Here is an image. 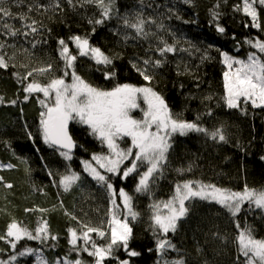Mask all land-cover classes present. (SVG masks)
I'll list each match as a JSON object with an SVG mask.
<instances>
[{
    "label": "trees",
    "instance_id": "trees-1",
    "mask_svg": "<svg viewBox=\"0 0 264 264\" xmlns=\"http://www.w3.org/2000/svg\"><path fill=\"white\" fill-rule=\"evenodd\" d=\"M30 3L47 5L50 0H23L19 7L10 0L11 10L27 12ZM59 3L61 7L55 10L40 8L29 13L32 19L41 22L37 25L39 34L27 37L0 34V43L5 45L0 54L9 63L6 70L0 69V96L4 97V103L0 104V163L14 165L0 169L3 181L13 185L7 188L0 183V235L6 233L7 225L13 220L29 230H34L38 221L46 220L50 234L57 239H49L45 244L21 240L17 251L24 247L36 248L52 264L57 259H81L85 264H94V258L87 253L77 255L72 251L68 230L79 231L78 221H82L97 227L104 222V230L110 231L106 223L111 206L109 194L87 175L81 163L91 160L94 153H106L107 148L90 134L86 125L75 121L69 123L76 145L71 160H65L59 151L44 144L39 125L42 108L38 103V98L43 96L34 93L25 101L23 85L14 75L22 76L51 64L50 72L34 73L29 80L35 78L46 84L52 77L63 76L64 62L59 55L58 41L64 39L71 54L78 56L76 73L86 82L104 90L124 83L151 86L180 119L196 122L209 130L222 128L224 131L227 143L195 132L173 135L168 162L162 175L157 174L150 194L135 192L136 174L127 179L111 176L117 192L123 188L133 196L134 210L139 215L136 220L129 219L133 230L129 249L140 254L129 257L121 247L114 253L116 259L108 258L105 264H120L121 260H128L129 264H159L149 205L169 198L176 183L194 180L232 190H243L245 185L264 189V108L242 104V112L226 106L223 99L226 69L221 56V52H226L234 58L246 59L249 53L257 51L245 40L264 41V8L256 5L261 24L258 29L251 26V18L243 13L242 0H112L110 18L103 24L89 22L101 19L100 8L95 4L81 6L82 0H73L74 7L67 0ZM237 5L241 6L240 11L235 10ZM213 13L219 15L214 19ZM137 16L146 21L147 36L137 35L134 29L124 25L126 18L135 22ZM9 23L21 27L19 20H9ZM217 26L224 27L225 32H218ZM3 31L0 29V33ZM75 35L88 37L92 46L113 58L109 69L115 71L114 79L104 78V71L109 69L78 55L69 39ZM161 40L174 45L177 51L161 58L157 52L162 46ZM148 58L166 60L162 67L148 66L153 74L151 82L145 81L133 67L135 64L144 68L143 60ZM65 79L69 82L71 76ZM13 100L15 104L11 103ZM132 115L142 117L141 111ZM128 143L125 138L121 146ZM178 169L185 171L181 174ZM70 172L78 173L81 180L65 192L58 181L61 175ZM186 203L189 207L186 217L178 222L175 233L168 234L178 251L169 250L166 259L183 258L185 264H237L236 222L242 227L250 225L258 238H264V211L250 209L245 204L234 220L215 203L199 199ZM91 235L99 245L108 242V237L100 239L95 233ZM80 244L82 241H78ZM12 254L10 245L0 240V260L7 261ZM16 264H34V258L18 257Z\"/></svg>",
    "mask_w": 264,
    "mask_h": 264
},
{
    "label": "snow or ice",
    "instance_id": "snow-or-ice-1",
    "mask_svg": "<svg viewBox=\"0 0 264 264\" xmlns=\"http://www.w3.org/2000/svg\"><path fill=\"white\" fill-rule=\"evenodd\" d=\"M22 3L23 0H11V4H15L17 7ZM67 3L75 6L73 0H67ZM84 4H95L100 8L101 19L90 20V23L103 24L105 19L110 18L112 0H82L81 6ZM256 5L264 8V0H242L243 13L251 18V26L259 29L261 24L258 20ZM60 7L59 0H50L47 5L30 3L27 12L14 13L11 10L10 0H0V29L4 30L0 34L6 33L11 37L39 34L40 29L37 25L41 22L32 19L29 13L40 8L47 11ZM235 10L240 11L241 6L237 5ZM218 15V13H213V18L215 19ZM9 20H19L21 27L17 28L9 23ZM148 22L154 23V21ZM145 23L146 21L140 16H137L135 22H130L127 18L124 20V25L134 29L137 35L147 36ZM217 31L224 33L225 29L217 26ZM69 39L77 49L79 56H86L96 65H103L105 69H109V66L113 65V58L106 55L99 47L92 46L88 37L75 35ZM58 43L60 46L59 55L64 62L63 76L52 77L46 84L35 78L29 80L34 76V73L44 75L50 72L51 64L28 71L22 76L19 73H14V75L23 85L25 101L34 93L43 95V99L38 98V103L42 108L39 125L44 144L59 151L65 160H71L72 150L76 145L69 132V123L75 121L86 125L90 134L107 148L106 153H94L91 160H82L81 163L84 171L109 194L111 206L108 210L109 219L106 223L110 231L104 230V222L97 227L78 221L81 225L79 231L72 228L68 230L69 244L77 255L85 252L88 256L93 257L94 264H105V260L108 258L116 259L114 253L121 247L129 257H136L140 253L129 249V241L133 235L129 217L131 220H136L139 213L134 210L133 196L123 188L117 192L111 181V176L127 179L130 175L136 174L138 183L135 192L150 194L157 174L162 175L164 166L168 162L173 135L186 136L195 132L201 133L213 141L227 143L226 136L222 128L209 130L196 122L180 119L179 114L174 115L164 97L151 86L138 87L124 83L117 84L110 90L93 86L76 73L75 61L78 56L71 54L68 43L64 39H60ZM245 43L257 50L249 53L246 60L237 59L226 52H221L223 63L228 69L224 72L225 95L223 99L229 109H240L242 112L244 108L241 105H247L249 102L253 108H264V41L245 40ZM160 44L162 46L157 48V52L161 58L166 57L168 53L177 51L174 45L168 44L166 41L161 40ZM35 46L34 43L33 47ZM4 47L5 45L0 43V50ZM205 58L207 57L205 56ZM165 62V59L148 58L143 60L144 68L137 67L135 64L133 67L145 81L151 82L153 74L149 72L148 66L159 68ZM12 66L15 67V65ZM8 67L9 63L5 59V55L0 54V69L6 70ZM69 75L71 76L70 83L65 79ZM115 75L114 70L104 71L105 79H114ZM141 100L143 106L140 103ZM2 103H4V97L0 96V104ZM11 103L15 104L16 101L13 100ZM137 109L142 112L141 118L132 115ZM208 114L211 115L210 112ZM125 138L130 140V144L122 147L121 142ZM24 162L26 163V161ZM5 167L10 169L14 165L0 163V169ZM190 170L189 168L187 171ZM177 171L183 174L185 170L178 169ZM49 174L51 175V173ZM80 180L81 177L78 173L70 172L60 176L58 186L68 192ZM0 183H4L7 188L13 187L11 183L4 182L3 177H0ZM118 199L120 203H117ZM194 199L219 205L234 220L245 204L250 209L254 207L264 211V189H253L245 185L243 190H232L194 180L176 183L174 192L169 198L155 200L149 205L152 213L151 226L153 234L156 236V251L160 255L159 264H185L183 258L171 260L165 258L169 250L178 251L175 244L168 239V234L177 231L178 222L186 217L189 211L186 202ZM25 211H32V209H25ZM39 211L46 210L40 209ZM71 218L77 220L75 216ZM236 229L237 235L234 243L238 253L237 264H264V238H258L254 229L247 224L242 227L239 222H236ZM92 233H95L100 239L108 237V242L104 245L97 244ZM25 239L45 244L49 239L56 240L57 237L50 234L46 220L38 221L34 230H29L22 223L13 220L7 225L6 233L0 235V240H5L14 254L10 255L7 261L0 260V264H16L18 257H35V264H52L36 248L24 247L17 251V244ZM78 241H82V244L78 245ZM55 264H85V262L81 259H64L57 260ZM120 264H129V261L121 260Z\"/></svg>",
    "mask_w": 264,
    "mask_h": 264
},
{
    "label": "rangeland",
    "instance_id": "rangeland-1",
    "mask_svg": "<svg viewBox=\"0 0 264 264\" xmlns=\"http://www.w3.org/2000/svg\"><path fill=\"white\" fill-rule=\"evenodd\" d=\"M246 59H247V58H246ZM246 59H245V60H246ZM225 69H226V71L228 70V69L226 68V66H225ZM70 82H71V80L69 81V83H70ZM40 94L42 95V93H40ZM42 96H43V95H42ZM140 103H141V105L143 106V101H142V100L140 101ZM249 104H251V103L249 102ZM136 111H140V110L137 109V110H135L134 112H136ZM134 112H133V113H134ZM141 113H142V112H141ZM129 144H130V140H129V143H128L127 145H129ZM87 175H88V173H87ZM129 219H130V217H129ZM33 258H34V264H35V257H33ZM57 260H61V261H62V260H64V259H57ZM57 260L54 261V264H55V262H56Z\"/></svg>",
    "mask_w": 264,
    "mask_h": 264
},
{
    "label": "water",
    "instance_id": "water-1",
    "mask_svg": "<svg viewBox=\"0 0 264 264\" xmlns=\"http://www.w3.org/2000/svg\"><path fill=\"white\" fill-rule=\"evenodd\" d=\"M75 142V141H74ZM75 148L72 150V153L74 152Z\"/></svg>",
    "mask_w": 264,
    "mask_h": 264
}]
</instances>
